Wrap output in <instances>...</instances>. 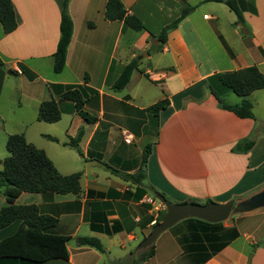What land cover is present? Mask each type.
Masks as SVG:
<instances>
[{
	"label": "crops",
	"instance_id": "1",
	"mask_svg": "<svg viewBox=\"0 0 264 264\" xmlns=\"http://www.w3.org/2000/svg\"><path fill=\"white\" fill-rule=\"evenodd\" d=\"M62 1L11 0L17 27L4 34L0 25V60L4 65L0 68V95L9 82L10 87H17L10 89L37 112L41 102L58 101L50 90L53 84H85L86 78V87L95 93L83 108L95 117L93 123L84 121L72 104L60 103L61 117H68L70 123L65 131L67 141L42 135L48 143L75 150L66 144L82 129L80 154L75 150L83 161L81 172H77L76 163L64 162V169L55 165L53 159L65 157L66 152L42 143L50 150L49 157L40 147L60 175L80 174V192L21 193L14 201V205H36L40 214L55 218L56 225L48 233L67 238V260L41 264H80L81 257L74 256L68 243L74 241L77 255L83 254L91 248L78 244L77 239L83 237L100 243L119 240L121 249L126 243L137 246L165 211L152 190L182 203L233 200V209L264 190V88L246 97L253 119L238 118L221 109L209 90L213 86L225 104L237 105L242 99L222 90L214 77L248 67H256L264 75V0H235L242 26L223 3L119 0L126 15L142 24L138 32L126 28L123 21L105 19V0H69L72 34L58 75L64 74L58 79L49 74L43 78L41 68L53 67ZM186 9L187 14L161 45V31ZM133 60L136 68L127 85L112 90L123 67ZM13 76L19 85L11 84ZM37 78L43 85L38 89L34 88ZM143 81L159 89L151 101H147L148 93H140ZM162 99L168 100V106L154 117L147 108ZM26 131L27 125L19 132L28 142ZM245 140H251L253 146L246 153L234 152ZM147 145L145 179L137 190L131 181L110 170L135 173L140 151ZM132 146L139 150L134 153ZM140 189L144 191L141 197ZM7 205L0 195V210ZM237 213L236 218L214 224L198 219L179 221L157 236L149 258L141 261L146 249H135L139 262L132 260L131 264H246L249 255V264H264V207ZM18 225L15 221L1 229L0 241L12 236ZM81 228L85 235H79ZM102 249L108 251L103 245ZM128 257L133 258L132 253ZM0 264L20 261L0 258Z\"/></svg>",
	"mask_w": 264,
	"mask_h": 264
},
{
	"label": "trees",
	"instance_id": "2",
	"mask_svg": "<svg viewBox=\"0 0 264 264\" xmlns=\"http://www.w3.org/2000/svg\"><path fill=\"white\" fill-rule=\"evenodd\" d=\"M207 2L223 3L236 16L239 26L244 24L241 12L236 6L235 0H206ZM69 0L62 1L59 22V39L55 52L52 55L53 71L60 73L63 70L66 59V51L72 34V22L67 12ZM189 9L183 10L181 16L166 26L160 33L158 40L165 43L167 33L174 29L178 22L187 14ZM105 19L109 21H123L126 28L133 31H141L142 24L135 17L127 16L119 0H105ZM0 25L4 34H10L17 27L15 12L11 0H0ZM0 68L4 65L0 60ZM136 68V60L125 65L114 81L111 88L114 91L122 90L129 82L132 71ZM217 84L224 91H230L241 102L237 105L225 104L219 95L209 87L210 92L217 99L221 109L233 113L238 118L253 119L251 103L246 97L252 92L264 88V75L256 67H248L242 70L217 74L214 77ZM85 84H86V78ZM85 84L62 85L53 84L50 86L51 92L58 97V102L53 99L43 101L37 109L36 120L44 123H55L61 117L59 103H70L74 111L86 122L93 123L95 117L87 114L83 110L89 99L95 94L94 91ZM168 100L162 99L147 108L154 117L168 106ZM83 135L82 129L78 131L75 138H71L66 144L74 148L79 154L78 143ZM55 141L50 137H46ZM253 146L251 140H245L233 149L237 153H246ZM6 151L8 156L1 162L0 170V195L5 198L8 205L0 210V230L19 221L15 233L0 241V258H15L20 264H41L50 260H67L66 250L67 238L48 233L55 227L56 219L39 213L36 205H14L15 199L21 193H54L60 195L80 192L79 173L66 176L60 175L45 153L28 143L22 133L8 135L6 140ZM150 153V146L147 145L141 155L139 167L133 174H124L116 170H110L113 174L127 179L138 186L145 179L146 159ZM157 195H161L153 191ZM140 197L144 191L140 189ZM165 211L161 214L159 223L162 221ZM78 244L103 251L101 243L95 238H78ZM153 253V245L141 253V261L149 258Z\"/></svg>",
	"mask_w": 264,
	"mask_h": 264
},
{
	"label": "rangeland",
	"instance_id": "3",
	"mask_svg": "<svg viewBox=\"0 0 264 264\" xmlns=\"http://www.w3.org/2000/svg\"><path fill=\"white\" fill-rule=\"evenodd\" d=\"M230 16L233 19L236 18L234 13H231ZM238 31L239 33L241 32L240 30ZM143 55H146V52H144ZM52 66L53 64L51 65V67ZM41 69H42L41 75L43 76V78H45L46 75L49 74L51 79H58L59 77H62L64 74V73H61L58 75V73H55L53 71V67L50 70H47V68H41ZM9 81H11V84H13L14 82L18 84V81L14 76L10 77ZM41 81H42L41 78L35 79L34 82L37 85H34V88L36 89L40 88L42 85ZM8 83L9 82L5 84L2 90V93L0 95V160L2 161L4 158L8 156V153L6 151V140H7L8 135L19 134L20 133L19 131L25 130V126L27 125L26 137L29 143H31L38 149H41L40 147H43V149L45 148V151L48 153L49 157H52L51 152L42 143L44 144L47 143V145L51 147H54L60 151L66 152L65 157H56L55 160L53 159V162L55 163V165H57L61 169H64V164H65L64 162L68 161L70 163H74V164L76 163L77 172L78 171L81 172L82 167H83V161L82 159H80L78 153L75 150L70 149V148H64L61 145H57L54 143H48L43 139V136H42L46 134V135L55 137L58 141H63V142L67 141L65 131L69 128V125H70L69 118L62 116L61 120L54 124L36 121L37 112L34 110L33 105L30 102H28V100H25L22 96H20L18 92L13 91V89H10L11 87L13 88H17V87L16 86L10 87ZM139 90L141 94L148 93L149 99L147 101H151L152 97L154 98L155 94L156 96L159 94L158 87H154L147 81H143V83L140 85ZM46 129H49V130H46ZM148 142L152 144V138H149ZM133 148L134 146H132V150H135L134 153L136 152V150H139L138 146H136V148L134 149ZM140 153H142V151H140ZM140 161H141V157H140ZM1 169H2V166L0 164V170ZM93 170L95 169L93 168ZM90 171H92V169H90ZM152 191L151 193H149L150 195L153 194ZM253 198L254 197L247 199L242 203L243 204L249 203L253 200ZM166 201L171 204H181L182 203V202H176L175 200L173 201L169 198H167ZM185 204H198V203L192 200H186ZM263 207H264V204L261 206V208ZM237 216H238V213L236 209L234 208L232 209L228 218H236ZM79 235H85L83 232V228H81ZM119 242H120L119 240H115L113 243L112 242L109 243L108 239H104L103 241H101V243L105 248L106 247L108 248V251L100 252L96 249L88 248L87 251H84L83 254L80 253V255H77V252H75L76 245L74 244V241L69 242L68 247L70 251H72L74 256L81 257L82 261H80V264H131L132 260L136 261L134 263H138L139 256L134 253L136 244L126 243L125 249H121L119 246ZM254 248L255 246L254 247L249 246L250 250ZM130 253H132L133 258L128 257ZM122 256L124 257L120 258Z\"/></svg>",
	"mask_w": 264,
	"mask_h": 264
},
{
	"label": "water",
	"instance_id": "4",
	"mask_svg": "<svg viewBox=\"0 0 264 264\" xmlns=\"http://www.w3.org/2000/svg\"><path fill=\"white\" fill-rule=\"evenodd\" d=\"M10 74V71H8ZM155 199L160 202L164 209L165 213L162 218V221L155 224L151 232L136 246L137 251L145 250L149 248L154 240L162 232L171 228L173 225L179 221L185 219H198L205 221L207 223H220L228 219L233 206L234 201L230 200L223 204H217L213 202H208L206 204H171L166 201L163 196L155 195ZM264 204V190L254 196L253 200L249 203H241L236 206V211H251L256 209ZM251 261V255L248 256L246 264H249Z\"/></svg>",
	"mask_w": 264,
	"mask_h": 264
}]
</instances>
